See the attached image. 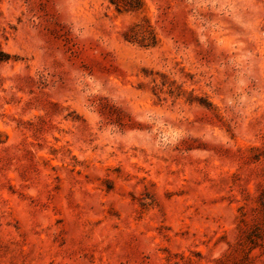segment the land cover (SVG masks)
<instances>
[{
    "label": "rangeland",
    "instance_id": "obj_1",
    "mask_svg": "<svg viewBox=\"0 0 264 264\" xmlns=\"http://www.w3.org/2000/svg\"><path fill=\"white\" fill-rule=\"evenodd\" d=\"M0 264H264V0H0Z\"/></svg>",
    "mask_w": 264,
    "mask_h": 264
}]
</instances>
